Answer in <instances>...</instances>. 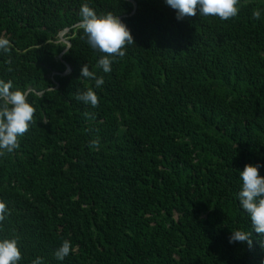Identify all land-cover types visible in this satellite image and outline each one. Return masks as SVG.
I'll list each match as a JSON object with an SVG mask.
<instances>
[{
	"label": "trees",
	"instance_id": "1",
	"mask_svg": "<svg viewBox=\"0 0 264 264\" xmlns=\"http://www.w3.org/2000/svg\"><path fill=\"white\" fill-rule=\"evenodd\" d=\"M84 4L133 36L109 73L79 27ZM239 9L177 21L164 0H0V78L35 107L0 156V236L19 237L20 264H264L238 200L239 171L264 165V12L252 15L264 0ZM88 87L95 108L77 99ZM236 229L252 247L228 243ZM64 239L74 251L61 262Z\"/></svg>",
	"mask_w": 264,
	"mask_h": 264
},
{
	"label": "clouds",
	"instance_id": "2",
	"mask_svg": "<svg viewBox=\"0 0 264 264\" xmlns=\"http://www.w3.org/2000/svg\"><path fill=\"white\" fill-rule=\"evenodd\" d=\"M176 13L177 21L186 16H195L199 13L203 17H218L227 21L239 14L240 0H164ZM264 9L253 12V18L259 20ZM82 19L79 27L87 38L88 45L95 51L102 53L97 61V66L104 73L112 71V64L117 58L125 55L126 47L134 44L130 29L122 20L112 12L97 13L88 4L80 8ZM10 40L0 37V53H9ZM12 71L11 68L8 69ZM81 76L94 81V88H100L104 84V78L97 76L89 70L87 64L80 69ZM93 87L77 95V99L92 106H98L99 98ZM30 90L14 87L13 81L0 78V156L12 153L20 146V138L29 130L33 121L35 107L28 97ZM92 145L99 147L98 141H92ZM264 167L259 162L246 164L239 171L241 180L238 200L241 209L250 218L252 231L264 237V176L259 169ZM9 210L4 200L0 199V222H3ZM252 231L236 229L230 232L228 243H247L252 247ZM74 251L69 239H64L55 249L56 260L63 261ZM23 259L19 237L15 235L0 236V264H20ZM42 258L36 257L30 264H41Z\"/></svg>",
	"mask_w": 264,
	"mask_h": 264
},
{
	"label": "water",
	"instance_id": "3",
	"mask_svg": "<svg viewBox=\"0 0 264 264\" xmlns=\"http://www.w3.org/2000/svg\"><path fill=\"white\" fill-rule=\"evenodd\" d=\"M64 32V31H63ZM63 32H61L60 33V38L62 37V33ZM67 44V48L69 47V44L68 43H66ZM70 72V67L69 66H66V71H65V74H67V73H69Z\"/></svg>",
	"mask_w": 264,
	"mask_h": 264
},
{
	"label": "rangeland",
	"instance_id": "4",
	"mask_svg": "<svg viewBox=\"0 0 264 264\" xmlns=\"http://www.w3.org/2000/svg\"><path fill=\"white\" fill-rule=\"evenodd\" d=\"M66 32V31H65Z\"/></svg>",
	"mask_w": 264,
	"mask_h": 264
}]
</instances>
